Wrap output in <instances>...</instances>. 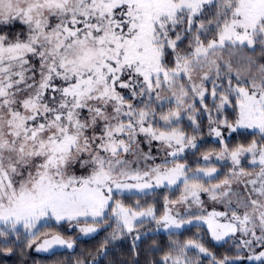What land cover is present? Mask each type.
<instances>
[{
    "label": "snow or ice",
    "instance_id": "snow-or-ice-1",
    "mask_svg": "<svg viewBox=\"0 0 264 264\" xmlns=\"http://www.w3.org/2000/svg\"><path fill=\"white\" fill-rule=\"evenodd\" d=\"M197 103L219 149L200 152ZM223 129L260 139L231 145ZM153 142L158 164L147 163ZM159 188L179 196L158 214L141 200ZM202 193L226 211L205 212ZM47 221L84 236L111 228L91 264L127 235L135 251L145 223L175 235L194 222L216 242L239 233L235 253L173 240L160 264H200L193 250L210 264H264V0H0V253L73 249L42 231Z\"/></svg>",
    "mask_w": 264,
    "mask_h": 264
},
{
    "label": "trees",
    "instance_id": "trees-1",
    "mask_svg": "<svg viewBox=\"0 0 264 264\" xmlns=\"http://www.w3.org/2000/svg\"><path fill=\"white\" fill-rule=\"evenodd\" d=\"M17 28H19V26H17ZM223 115L227 116L230 120L233 119V109L227 108ZM208 125L209 122L206 118L202 120L200 134L203 140L199 144L203 145V147L200 149V152H203L208 148L219 149L218 144H214L212 143V141L206 138L208 132ZM183 126L187 132H190V126ZM252 139L259 140V133H253L250 130H241L240 132L232 134L231 137L226 138V140L229 141L231 145H235L238 142L246 143ZM151 153L152 156L156 158L154 163L157 162L159 159L157 154L158 151H155L154 149L151 150ZM186 157L187 163L189 165L195 166L198 161L201 164L203 163L199 153H197L196 155L190 153L186 155ZM217 167L223 171L224 168H228L230 167V165L225 166V164L218 162ZM164 196H168L170 199L177 198L178 191H176L175 189L159 188L155 190V195H149L144 199L147 200V204H154L159 214L162 212ZM135 199V196L130 195L125 196L123 201L124 203L131 205L134 204L133 201ZM106 229L108 231L109 228ZM106 229L94 237L78 240L73 249L54 251L44 255H33V253L31 252L33 248L25 249L23 252H21L19 246H15L13 248L12 255H4L0 253V264H76L75 261L82 260L85 257L88 258L89 264H91L92 256L96 255L97 249L99 248L100 244L106 239V236L109 235V233L106 232ZM151 237H155V244L153 243ZM195 238L197 237L195 235L194 229H186L183 232L176 233L175 235L164 233H151L141 237V239L136 242L135 251H133V240L130 236L128 237V240L123 243L117 245L110 244L108 246L107 255L98 256L96 264H160L162 256L169 250V245L171 244V241L177 240L180 242H184L188 239ZM200 238H202L201 242L207 248H209V250L212 251L217 257H222L225 253L232 254L230 253L231 251L225 248V244H216L212 242L211 240H209L208 235H205V237ZM23 239L24 237L22 235L21 241H23ZM157 248L162 250H154ZM201 257L202 256H200V258ZM200 264H210V261L208 260V258L202 257L200 260Z\"/></svg>",
    "mask_w": 264,
    "mask_h": 264
},
{
    "label": "rangeland",
    "instance_id": "rangeland-1",
    "mask_svg": "<svg viewBox=\"0 0 264 264\" xmlns=\"http://www.w3.org/2000/svg\"><path fill=\"white\" fill-rule=\"evenodd\" d=\"M206 103L208 104L209 108H212V101H211V98L210 97H206ZM196 107H197V112L194 115H195V118H196V122L200 125V129H201V122H202V120H204L205 118L208 120V118H207V115L202 111L199 103H197ZM215 115H216V113H215V110L213 109V116L215 117ZM182 116H184L183 120L181 121V127H182V129L188 135H193L194 133H193V125H192V122L187 119V117H186L185 114L182 113ZM183 125L190 126L191 127L190 132H187L185 130V128H184ZM250 131H252V130H250ZM223 132H224L225 138H227L228 137V130L227 129H223ZM208 133H209V125H208V132H207L206 138L209 139L210 141H213V137L209 136ZM139 139L141 141L140 148L143 150V152L147 153L149 151L148 144L145 142L143 136H141ZM202 140H203V138L202 139L198 138L197 143L199 144ZM154 149H155V151H158L157 154H158L159 159L161 158L160 160L158 159V161L155 162V163H157V164L158 163H161V161L164 159L165 153H164V151L158 150L159 149V144L157 142H153V144H152L151 150H154ZM190 153L191 152H188V153H186V155H188ZM151 155H152V153H151ZM127 158L128 159H133V160L135 159L134 156H129ZM147 163L148 164H152V163H154V161L149 160ZM219 163H222V164H225V165L226 164L227 165H230V162H227V161H220ZM140 166L143 167V162H141V165ZM244 166L247 167L246 164ZM228 171H230V167L224 168L223 171L221 169H219V173L227 174ZM220 178L223 179V176H221ZM234 187H238V186L237 185H234ZM130 195H132V194L125 193V194L121 195V194L117 193L116 196H115V198H119V199L124 200V197L125 196H130ZM178 196H179V192H178ZM201 199L204 202L203 203V210L205 212H211L213 210H215V211H226V208L224 207V205H222L220 203H217V202L211 201L206 193H202L201 194ZM146 201H147L146 199H143V200H141V203L144 204V203H146ZM133 202L135 203V200ZM178 210L181 212V214H185V212H186V209L183 206H178ZM192 211L193 212H198V211H200V209L197 206H193ZM46 223L49 225V227L42 229V231H46V232H59V233L63 234L66 239L71 238V239H74L75 242H77L80 239H88V238L94 237L97 234L101 233L106 228H109L108 226L102 225V226H100V231L99 232H97L95 234H92V235H89V236H84L83 234H81L78 231V227H76V226H71V225H69L67 223H61V224L57 225V224H55L54 221H47ZM82 226L83 225L81 224L80 227H82ZM153 227H154V225L145 223V225L143 227H141L139 229V231L141 233H147V234L153 233L154 234L156 232L150 231ZM61 229L63 230V232H62ZM186 229L187 230L188 229L189 230L194 229V232H195L196 237H205V235H208L209 240H211L212 242H214L216 244H225V248L227 250L231 251L230 253H232V254L235 253L236 246L239 244L240 239H241L240 234L237 233L235 237H228V238H225V240H223V241L216 242V241H214L211 238V235H210V233L207 230V225L199 224V223H196V222H194L192 225L186 226L184 229H181V230L177 231L176 233L183 232ZM110 231H111V228H109L108 231L106 229V232H108L109 235H110ZM160 233L169 234V233H166V232H160ZM109 235H107L106 238H108ZM132 235H134V234H132ZM132 235H127V236L123 237L122 239L116 240V241L112 242V245H117V244L123 243V242H125V241L128 240V237H130V236L132 237ZM143 236H145V235H142V237ZM43 238H44L43 236L40 237L41 240ZM37 242H39V241H37ZM59 250H69V249L57 247L54 251H59ZM54 251H52V252H54ZM31 252L35 256L51 253V252H36L35 251V247H33V250ZM189 254H190V256H192L194 258L198 257L200 260L203 257L202 256L200 258V256H198V254L195 253L194 250L191 251ZM75 263H76V261H75ZM245 263H247V262H245Z\"/></svg>",
    "mask_w": 264,
    "mask_h": 264
}]
</instances>
